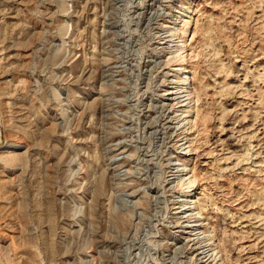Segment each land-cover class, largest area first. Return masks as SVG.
<instances>
[{
  "label": "rangeland",
  "instance_id": "1",
  "mask_svg": "<svg viewBox=\"0 0 264 264\" xmlns=\"http://www.w3.org/2000/svg\"><path fill=\"white\" fill-rule=\"evenodd\" d=\"M6 141L0 264H264V0H0Z\"/></svg>",
  "mask_w": 264,
  "mask_h": 264
},
{
  "label": "bare ground",
  "instance_id": "2",
  "mask_svg": "<svg viewBox=\"0 0 264 264\" xmlns=\"http://www.w3.org/2000/svg\"><path fill=\"white\" fill-rule=\"evenodd\" d=\"M167 33H168V38H172V37L175 36V32H173L171 30H168ZM187 74H188L187 69L181 67V68H178L176 70L175 78L173 77V79H171L172 84L175 85L173 87V89L176 88L177 89V91H176L177 93H179V94L186 93V94H184L182 96V102L188 101V97H189L188 92L185 91L186 87H187L186 86V84H187ZM173 93L174 92H170L169 95L173 94ZM17 148H18V143H16L15 141H6L5 145L0 147V151L2 153L12 154L14 156V155H17V154L19 155V153H20V152H18L20 150H18ZM185 153H186V151H185ZM175 166H177L176 172L184 171L182 168H179V166L181 167V162L180 161H177V164H175ZM13 168L14 167H12L11 169H13ZM196 183H197L196 179L192 175L190 176V175L185 174V175H182L180 177L178 185H177V188H176L179 193L183 194V197H184V200H183L184 203L182 205H180V207H182V208L183 207L185 208V206H186V208L193 207L194 199L189 198V197L192 195V192L194 191V188L196 187ZM199 215H200L199 212H194V213L191 212L188 215V217L198 218Z\"/></svg>",
  "mask_w": 264,
  "mask_h": 264
}]
</instances>
